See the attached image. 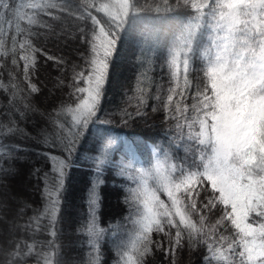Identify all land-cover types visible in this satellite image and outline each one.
<instances>
[{"label": "snow or ice", "instance_id": "obj_1", "mask_svg": "<svg viewBox=\"0 0 264 264\" xmlns=\"http://www.w3.org/2000/svg\"><path fill=\"white\" fill-rule=\"evenodd\" d=\"M52 10L78 21V35L89 55L85 68L73 69L76 83L72 95L78 102L75 107H61L71 113V123L57 125L62 156L52 157L54 187L50 190L45 185L46 203L39 214L49 219L50 235H55L59 197L76 144L85 130L100 120V100L117 44L143 24L146 43L156 47L163 42L168 48L171 86L166 98L156 99L162 100L165 117L175 123L177 135L186 136L196 146L191 160L179 166L166 168L157 160L151 171L121 167V175L127 172L129 180L139 171L141 176H154L155 183L127 189L124 202L138 214L134 223L139 229L127 250L121 247L117 264H149L147 258L154 250L166 259L171 257L169 264H174L178 249L198 245L206 249L204 261L264 264V0H152L148 4L139 0H0V25H7L0 26V46L11 41L10 51L13 57L19 53L23 79L31 92L39 89L31 84L36 60L27 53L37 50L21 25L25 19L28 25H36L40 13L59 20L60 15ZM197 59L203 63L194 84L189 75ZM56 63L63 67L61 60ZM11 123L12 127L0 126L15 133L18 129ZM107 147L104 145L96 157L97 173L109 162ZM5 155L15 159L11 152ZM161 195H166V200ZM97 203L93 186L89 218L80 229L90 237L103 231L96 220ZM209 213L218 216L215 223H208ZM229 228L232 234L225 236L221 229ZM153 233L159 238L153 239ZM49 246L56 248L54 243ZM10 247L9 264H19L33 255L32 245H26L23 255L19 243L10 242ZM52 260L48 253L44 264H52Z\"/></svg>", "mask_w": 264, "mask_h": 264}, {"label": "trees", "instance_id": "obj_2", "mask_svg": "<svg viewBox=\"0 0 264 264\" xmlns=\"http://www.w3.org/2000/svg\"><path fill=\"white\" fill-rule=\"evenodd\" d=\"M63 2L57 0V3ZM139 2L148 4L152 0ZM52 11L54 15H60ZM37 20L36 25H28L25 19L21 26L28 31L27 38L37 50L34 53L29 50L27 54L36 60L35 70L30 71L31 84L36 85L38 92H31L28 82L23 79V62L19 60V53L13 57L11 41H4L0 46V85H3L0 87V125L12 127L14 121L18 129L9 133L7 127L0 126V220L4 221L0 223V264H9L10 242L20 244L22 255L27 252L26 245L33 246V255L19 264H44L48 253L53 255L52 264L57 261L59 264H117L121 247L127 250L139 229L134 223L138 214L124 202L127 189L141 183L139 171L132 173L134 180H129L127 172L121 175L122 166L137 170L136 162L131 158L135 152L133 149L140 153L145 149L137 144H144L150 152L148 146H153L165 155L170 165L179 166L191 160L196 146L186 136L177 135L175 123L165 117L162 100L156 99L166 98V91L171 86L168 48L163 42L156 47L146 43L142 36L143 24L137 25L118 42L100 100V120L90 125L76 144L72 166L64 176L55 235L52 236L49 219L39 214L46 203L45 185L50 190L54 187L52 169L55 161L52 157L62 156L57 125L71 123V113L62 111L61 107H75L78 102L72 95L76 83L73 69L78 72L86 67L89 49L79 38L75 18L60 15L59 20H53L40 13ZM79 27L84 25L79 24ZM48 56L54 59L49 60ZM14 58L17 64L12 63ZM56 60H61L63 67ZM202 63L197 59L190 68L189 80L194 84L199 81ZM78 86L85 85L79 83ZM6 112H11V117H6ZM19 113L23 115L19 116ZM112 134H117L119 145L107 154L109 162L97 173L95 166L100 140ZM94 147L96 151H89ZM16 148L21 150L13 151ZM9 152L15 159L5 155ZM19 177L26 178L28 189L24 196L16 193L17 202L12 199L16 197L13 184ZM154 183L152 179L151 185ZM93 186L98 195L96 220L99 229L103 230L96 237L80 231L89 218V194ZM161 199L166 200V195H161ZM207 215L209 224L218 218L211 213ZM232 231L230 228L227 231L221 229L225 236H231ZM158 238L153 233V239ZM50 243L56 248H51ZM205 254L202 245L193 249L185 246L176 251L174 264H221L217 260L204 261ZM147 259L149 264H169L172 258L166 259L163 253L154 250Z\"/></svg>", "mask_w": 264, "mask_h": 264}, {"label": "rangeland", "instance_id": "obj_3", "mask_svg": "<svg viewBox=\"0 0 264 264\" xmlns=\"http://www.w3.org/2000/svg\"><path fill=\"white\" fill-rule=\"evenodd\" d=\"M132 144H134V143H132ZM105 145L108 146L107 147L108 151H109V149L112 150L113 148H115L116 146L119 145V139L118 138L111 139L110 142L109 143L106 142ZM137 145H139L140 148L143 147V144H137ZM146 146H148V145H146ZM148 147L150 149V152L153 153L154 157H153L151 162H145V164L140 159V153L138 152V149H133L135 152H134V154L132 155L131 158L137 162L136 163L137 170L144 169L146 171H151L152 168H153V165L156 163L157 160H160V161L164 162L166 168H170V166H171L170 163H169L170 161H168L166 159V157L165 158H160L155 147H153V146H152V148H150V146H148ZM144 149H145V147H144ZM108 151H106V155H107ZM142 151H143V149H142ZM138 177L140 178L141 183H147L149 186H152L151 185V180L154 179V176L145 177V176H141L140 173H139ZM13 188L15 189V195H16V193H20L18 196H24V191H26L28 189V184H27L26 178L25 177H22V178L19 177L15 181V183L13 184ZM16 198H17V195H16V197H13L12 199L15 200ZM17 202H18V200H17Z\"/></svg>", "mask_w": 264, "mask_h": 264}, {"label": "bare ground", "instance_id": "obj_4", "mask_svg": "<svg viewBox=\"0 0 264 264\" xmlns=\"http://www.w3.org/2000/svg\"><path fill=\"white\" fill-rule=\"evenodd\" d=\"M115 134H112V135H110L109 137H107V138H104V139H101L100 140V150H99V153H98V156L100 155V151H101V149H103V146L105 145V143L107 142V143H109L110 142V140L111 139H116L117 137V134L114 136ZM143 147H145V145L143 144ZM116 148V147H115ZM115 148H113L112 150L111 149H109V151H108V149H107V154H109V153H111ZM152 148V147H151ZM156 151L158 152V154H159V157L160 158H165L164 156V154H160V151L159 150H157L156 149ZM153 153H151V152H148L147 151V149L145 148V150L144 151H142L141 150V152H140V159H141V161L145 164V162H151L152 161V159H153ZM134 162H136L135 160H133ZM137 163V162H136Z\"/></svg>", "mask_w": 264, "mask_h": 264}]
</instances>
